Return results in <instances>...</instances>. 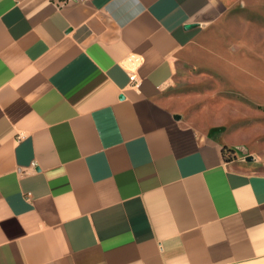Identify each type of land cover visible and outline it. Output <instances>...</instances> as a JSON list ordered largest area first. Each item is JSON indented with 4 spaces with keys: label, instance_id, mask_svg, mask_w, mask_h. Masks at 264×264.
Returning a JSON list of instances; mask_svg holds the SVG:
<instances>
[{
    "label": "crops",
    "instance_id": "obj_1",
    "mask_svg": "<svg viewBox=\"0 0 264 264\" xmlns=\"http://www.w3.org/2000/svg\"><path fill=\"white\" fill-rule=\"evenodd\" d=\"M233 3L0 0V264H264V171L161 98Z\"/></svg>",
    "mask_w": 264,
    "mask_h": 264
},
{
    "label": "rangeland",
    "instance_id": "obj_2",
    "mask_svg": "<svg viewBox=\"0 0 264 264\" xmlns=\"http://www.w3.org/2000/svg\"><path fill=\"white\" fill-rule=\"evenodd\" d=\"M230 5L219 37L179 62L161 98L231 147L226 157L264 171V0Z\"/></svg>",
    "mask_w": 264,
    "mask_h": 264
},
{
    "label": "trees",
    "instance_id": "obj_3",
    "mask_svg": "<svg viewBox=\"0 0 264 264\" xmlns=\"http://www.w3.org/2000/svg\"><path fill=\"white\" fill-rule=\"evenodd\" d=\"M226 149H227L228 151H232V148H231V147H227L226 145H224L223 148H222V150H223V152H224V156H225V157H226V155H225V150H226ZM226 159L229 160V159H231V158L226 157Z\"/></svg>",
    "mask_w": 264,
    "mask_h": 264
},
{
    "label": "built area",
    "instance_id": "obj_4",
    "mask_svg": "<svg viewBox=\"0 0 264 264\" xmlns=\"http://www.w3.org/2000/svg\"><path fill=\"white\" fill-rule=\"evenodd\" d=\"M130 77H131L132 80H136V74H135V73H132V74L130 75Z\"/></svg>",
    "mask_w": 264,
    "mask_h": 264
},
{
    "label": "water",
    "instance_id": "obj_5",
    "mask_svg": "<svg viewBox=\"0 0 264 264\" xmlns=\"http://www.w3.org/2000/svg\"><path fill=\"white\" fill-rule=\"evenodd\" d=\"M194 26H195L194 24H187L186 28H191V27H194Z\"/></svg>",
    "mask_w": 264,
    "mask_h": 264
}]
</instances>
